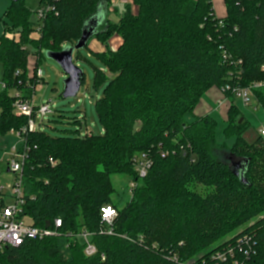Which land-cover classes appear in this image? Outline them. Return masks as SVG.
<instances>
[{"label":"trees","instance_id":"1","mask_svg":"<svg viewBox=\"0 0 264 264\" xmlns=\"http://www.w3.org/2000/svg\"><path fill=\"white\" fill-rule=\"evenodd\" d=\"M133 1L135 12L128 5L119 22L106 18L94 36L106 46L116 34L122 39L116 51L92 53L113 73L95 68L96 85L104 89L96 101L103 134L52 137L37 129L26 138L24 214L37 227L62 219V235L9 246L2 264H264V138L248 143L247 123H234L238 108L228 107L226 134L236 137L229 163L213 154L214 119L186 120L210 88L232 83H260L253 95L264 108V0H225L223 18L212 0ZM42 4L55 10L36 24L24 0L11 1L6 12L21 42L7 34L0 40V136L28 125L8 90L31 100L20 81L29 34L39 31L31 42L40 53L75 46L86 22L100 6L108 10L110 0ZM139 152L153 160L144 178L134 162ZM122 174L136 187L118 192L112 176ZM196 184L208 190L193 191ZM106 206L118 212L111 235L101 233ZM81 231L92 233L95 256L85 254Z\"/></svg>","mask_w":264,"mask_h":264},{"label":"rangeland","instance_id":"2","mask_svg":"<svg viewBox=\"0 0 264 264\" xmlns=\"http://www.w3.org/2000/svg\"><path fill=\"white\" fill-rule=\"evenodd\" d=\"M40 1L41 0H24L25 4L31 10L30 20L34 24L41 21L37 14ZM10 5L11 0H0V40L4 34H7V37L13 38L16 42H21L20 33L11 30L12 21L6 14ZM131 6L137 9L133 0H131ZM111 9L112 11L109 12L108 19L113 23L119 22L120 18L125 14V4H113L111 5ZM39 38L40 33L38 30L29 34V42L26 44L30 52L28 55V66L26 71L23 70L20 72V76L22 75L20 81L24 86L23 91H25L26 95L31 96L33 105L35 107L49 105V112L45 115H36L34 119L35 126L52 137L62 136L66 133L75 135L78 132L81 134H103V128L97 116L96 101L103 96L104 89L101 85H96L95 68L102 69L106 76H111L113 73H109L106 65L98 60L88 48L75 51L74 63L85 72V83L82 85L76 97L64 98L65 80L68 76L49 56L45 48L42 50V53L37 51L38 49L35 48L31 41L39 40ZM98 40L101 42L99 37ZM103 45L105 51L106 49L116 51L121 44L110 47L108 42L107 46L105 44ZM38 69H41L42 77L37 76ZM3 72V66L0 63V88H2V83L4 82ZM233 84L234 83L229 84V86H233ZM226 88L227 86L223 89L217 87L210 88L196 108V113L200 115L209 114L214 119L216 126L215 143L212 147L213 154L215 157L231 163L230 158L232 152L230 149L234 147L236 137L226 134L228 107L236 105L238 108L234 123L242 124L243 121L247 123L248 127L245 129L243 137L248 143H253L260 134V130L264 127V108L257 104L254 99L251 100L249 105H245L240 96L234 95L233 91ZM8 93L10 96H15L16 89L11 88L8 90ZM15 112L17 113L16 110ZM195 116V113L187 114V122H192ZM23 117L26 116L23 115ZM26 118L28 119L29 125L30 119L29 117ZM28 125L25 128H27ZM21 130H11L6 133V135L0 136V187H3V192L7 195L5 198L7 204L12 202V199L8 197L10 194L9 184L15 179V174L8 171L9 164L12 159H15L12 149L14 147L18 150L22 149L25 141L24 135L19 134ZM143 155L144 153L139 152L136 153L135 157L140 159ZM112 181L118 192H128L129 189L136 187L135 181H130L129 176L124 174L113 175ZM133 183H135L134 187H132ZM142 183L143 182H139V185H142ZM192 190L204 193L208 188L196 184L192 185ZM114 200L116 202L115 196ZM82 232L83 231L79 232L78 235ZM230 235H233V233L227 236L231 237ZM219 241L220 240L214 241L211 247L216 246ZM216 253L219 254V252Z\"/></svg>","mask_w":264,"mask_h":264},{"label":"built area","instance_id":"3","mask_svg":"<svg viewBox=\"0 0 264 264\" xmlns=\"http://www.w3.org/2000/svg\"><path fill=\"white\" fill-rule=\"evenodd\" d=\"M54 7L51 5L42 4L37 12L38 18L42 20L46 13L54 11ZM223 61L225 63H231V56L224 52ZM238 63H242L241 60ZM37 76L42 77L41 69L37 70ZM234 78V76H232ZM260 83H253L250 86L233 85L227 86L226 89L233 91L234 95H238L242 98L245 105H249L251 100L254 99L253 91L259 87ZM3 87L5 85L3 84ZM227 90V91H228ZM17 98L14 106L18 115H24L29 117L30 124L27 128L20 131L19 134L24 135V145L22 149L18 150L15 147L12 149L15 159H12L9 164V172L15 174V179L9 184L10 194L8 197L12 199L11 203H6V194L3 192V187H0V256L4 252L5 248L9 246L19 247L27 240H43L51 237H58L62 235L63 222L62 219L57 218L50 227H37L33 222L24 214V208L26 205L25 200V185H24V166L28 158L26 148V138L30 132L38 129L35 126V117L37 114L45 115L50 111L49 105H42L35 107L31 100H25L21 97L19 92H16ZM260 135L264 138V127L260 130ZM167 153L162 152V156L165 157ZM136 170L140 178L146 177L150 168L153 165V160L148 155H143L142 158H135ZM54 165L55 162L51 160ZM135 183L132 184V187ZM118 215L117 210L112 206H106L102 208V222L106 229L102 228L101 233L114 234L113 225ZM73 236V235H71ZM92 233L83 231L77 238H79L85 244V254L87 256H95L98 251L95 245L91 242ZM104 259V255H103ZM0 264H2L0 262Z\"/></svg>","mask_w":264,"mask_h":264},{"label":"water","instance_id":"4","mask_svg":"<svg viewBox=\"0 0 264 264\" xmlns=\"http://www.w3.org/2000/svg\"><path fill=\"white\" fill-rule=\"evenodd\" d=\"M11 1L18 2L20 0ZM106 15V8H104L103 5L100 6L97 14L86 22L83 28L82 36L75 46H67L60 52H48L49 56L62 68L64 73L68 76L65 80L63 93L64 98L76 97L82 87V81L85 72L74 63L75 51H79L80 49L85 48L88 45L89 41L94 36L98 35V29L105 22ZM234 166L237 168L236 174L243 179L244 171L243 167L241 166V162L235 163Z\"/></svg>","mask_w":264,"mask_h":264},{"label":"crops","instance_id":"5","mask_svg":"<svg viewBox=\"0 0 264 264\" xmlns=\"http://www.w3.org/2000/svg\"><path fill=\"white\" fill-rule=\"evenodd\" d=\"M125 4V7L127 5H131V0H110V7L107 11L106 18L108 19L109 12L112 11L111 5L113 4ZM213 3V8L214 12L217 18H223L226 16L227 9H226V4L225 0H212ZM133 11L135 12V7H132ZM116 10V9H114ZM126 11V10H125ZM109 45L114 46L116 44L120 45L121 44V38L118 35H114L109 41ZM88 49L90 50L91 53H100L105 51L103 43H101L97 37H94L93 39L90 40ZM201 103V102H200ZM197 116H201L199 113H196V110L194 112Z\"/></svg>","mask_w":264,"mask_h":264}]
</instances>
